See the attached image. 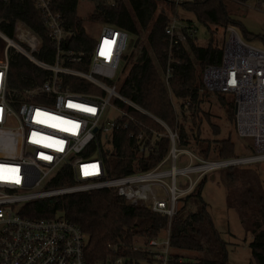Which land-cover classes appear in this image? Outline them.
I'll return each mask as SVG.
<instances>
[{
  "label": "built area",
  "instance_id": "obj_1",
  "mask_svg": "<svg viewBox=\"0 0 264 264\" xmlns=\"http://www.w3.org/2000/svg\"><path fill=\"white\" fill-rule=\"evenodd\" d=\"M32 1L51 42V63L37 58L41 40L23 24L14 25L12 36L0 30V264H86L85 236L79 227L60 214L40 219L21 216V208L31 201L108 189L128 204L144 206L170 222L178 199L190 193L206 173L264 160V49L244 41L236 28H226L221 62L202 68L201 86L211 95L233 96L234 130L239 138L250 140V155L205 161L188 149L178 148L176 131L118 93L116 82L123 76L119 68L128 49L126 32L102 25L92 50L85 55L67 47L70 33L62 17L51 11L49 1ZM157 1L180 6L194 0ZM222 1L250 9L264 19V0ZM167 19L166 65L160 73L166 88L172 80L171 66L178 47L197 34L194 24L173 16ZM13 55H20L48 76L34 86L14 88ZM86 61L87 71L74 68ZM111 100L118 107L111 105ZM108 107L117 117L102 121ZM118 131H125L138 142L140 157L153 151L162 138L169 141L168 151L149 170L108 178L99 150L105 138ZM181 155L188 163L176 168ZM63 167L72 184L48 187ZM178 176L186 179L184 187L178 186ZM166 232L165 242L155 238L141 245L155 259H137L135 264L167 263L169 229ZM130 261L119 258L114 264Z\"/></svg>",
  "mask_w": 264,
  "mask_h": 264
},
{
  "label": "trees",
  "instance_id": "obj_2",
  "mask_svg": "<svg viewBox=\"0 0 264 264\" xmlns=\"http://www.w3.org/2000/svg\"><path fill=\"white\" fill-rule=\"evenodd\" d=\"M48 1L51 11L62 17L70 33L67 47L75 51L87 55L93 48L94 37L85 27L87 22L96 23L100 27L110 25L132 36L133 41L128 44L130 51L140 45L143 39L141 51L135 58L132 54L122 57L125 65H130L123 82L117 84L119 93L176 131L181 149L196 147L205 159L211 148L217 160L237 158L230 137L217 139L221 131L215 129L216 125L209 122L203 110L207 95L198 75L199 69L204 66L220 64L226 28L233 26L238 30L240 27L222 0H194L181 6L205 28L209 40L205 46H199L195 36L188 38L184 46L178 47L173 57L172 80L168 88L160 77L166 65L167 39L164 28L168 19L159 6L162 4L172 11V5L157 0H91L92 9L83 19L78 16V0ZM16 23L23 24L39 37L41 49L37 58L51 63V42L42 15L32 0H0V30L12 36ZM217 30H221V35L215 39ZM240 35L244 41L260 43L264 48L262 36L249 34L243 28ZM74 68L87 71V61ZM47 76L48 73L40 71L20 55H13L11 83L14 88L34 86L43 82ZM221 100L218 98V105L225 114V122L233 120L234 126V103ZM140 119L163 131L150 120L144 117ZM202 124L208 129L211 140L215 141L199 137ZM97 138L100 139V135ZM105 140L99 156L108 178L149 170L165 157L169 148L168 139L162 138L153 151L140 157L138 142L129 138L125 131L114 132ZM226 178L231 181L230 185H226V206L236 211L245 232L252 236L248 244L251 259L255 264H264L263 187L257 177L249 176V171L232 170ZM205 182L202 177L190 193L178 199L176 213L170 222L144 206L128 204L114 190L108 189L31 201L23 205L20 214L34 219L54 218L60 214L79 227L85 236L86 264H114L119 258L131 260L126 264H135L137 259L147 260L152 254L147 249H135L134 241L137 238L145 242L157 239L165 229H169L168 247L171 250L166 264H227L226 244L215 230L207 205L201 197ZM71 184L70 174L63 167L48 187ZM179 251L198 252L201 256L192 262L182 258L177 253Z\"/></svg>",
  "mask_w": 264,
  "mask_h": 264
},
{
  "label": "rangeland",
  "instance_id": "obj_3",
  "mask_svg": "<svg viewBox=\"0 0 264 264\" xmlns=\"http://www.w3.org/2000/svg\"><path fill=\"white\" fill-rule=\"evenodd\" d=\"M164 3H168L173 6V10L170 11L166 6H159V9L164 10V13L166 17H176L182 21H187L192 24H194L196 28V39L197 44L199 46H205L209 40V36L206 33L205 28L197 23L196 19L193 17V15L186 10H183L181 6H175L172 3L160 1ZM226 5V9L228 12H230L233 15L234 20L238 22L240 25L239 29L237 30L241 34V28H243L247 33L253 34V35H260L264 38V19L263 17L258 14L257 12H254L252 10L246 11L244 7H238L236 5H233L229 2H224ZM92 9V1L91 0H78V16L80 18H85L89 12ZM85 27L87 31L92 33L93 37H96L100 26L96 25V23L87 22L85 24ZM221 35V30H217L215 33V39L219 38ZM128 44L133 41V37L128 35ZM141 42H143V39L140 40V45H138L136 48H133L131 51L127 49L125 55L129 56L132 54L134 58L140 53L141 51ZM253 44V43H251ZM260 44V43H259ZM253 44L257 46L258 48H263V46L260 44ZM144 45V44H143ZM142 45V46H143ZM1 42H0V49H1ZM264 49V48H263ZM131 60L130 62H132ZM130 63L125 65V62L122 61L120 64L119 71L123 72V76H120V80L116 82V89L124 80V77L129 69ZM202 69H199L198 75L200 74L201 77ZM118 91V90H117ZM119 93V91H118ZM207 97L203 104V110L207 113V118L209 122L216 125L215 129H220V134L218 135L217 139H222L226 137H230L231 141L234 143V154L235 157L241 158L249 156V148H250V140L249 139H242L239 138L234 130L233 126V120L230 121V123L225 122V114L221 110L220 106L218 105L219 101L218 98H221L222 100H225L226 103H233V96L230 94H224L217 96L211 95L207 92H205ZM124 97V96H123ZM220 100V99H219ZM221 100V101H222ZM111 105L118 107L114 100H111ZM117 117V113L113 110V108L108 107L107 110L102 115V121H108L113 120ZM188 129V128H187ZM186 129V130H187ZM201 134L200 138L203 140H211V137L208 133V129L206 128L205 124H202L201 126ZM188 132V131H187ZM194 135L196 134L195 131L193 132ZM190 134V133H188ZM215 141V140H211ZM213 147V143L211 144ZM178 148H180L178 146ZM181 149V148H180ZM190 151L194 152L195 154H198L202 159L205 161H215L217 158L214 156V152L209 150V156L207 159L203 158V155L200 153L199 150H197L196 147H192ZM188 163L185 156L181 155L177 159L175 163L176 168H181L185 166ZM166 168H168L166 166ZM249 171V176L251 178L257 177L258 181L263 187L264 190V160L254 162V163H248V164H242L239 166L233 167V169L223 167L220 169L212 170L208 173H206L203 178H205V184L202 187L201 190V197L203 202L207 205V211L211 216L213 225L215 230L220 235V238L224 241L226 244V251H227V264H255L253 260L251 259L250 250L248 248V244L251 242V234L246 233L242 223L238 220V215L236 211L232 209H228L226 206V185H230L231 181L226 178V175L230 171ZM177 183L179 187H184L186 184V179L183 177L178 176L177 177ZM235 185H238L235 182ZM178 206V204H177ZM168 229L163 230L160 235L157 238L158 242H165L167 239V231ZM145 244L144 239H136L134 241V247H140L141 250L145 249V247L141 246ZM169 254L171 253V250H169ZM182 258L188 261L194 262L197 260L201 254L198 252H190V251H179L177 252ZM155 259V256L149 255L147 257V260L152 261Z\"/></svg>",
  "mask_w": 264,
  "mask_h": 264
},
{
  "label": "crops",
  "instance_id": "obj_4",
  "mask_svg": "<svg viewBox=\"0 0 264 264\" xmlns=\"http://www.w3.org/2000/svg\"><path fill=\"white\" fill-rule=\"evenodd\" d=\"M239 220V219H238ZM251 236V235H250ZM251 240H252V236H251Z\"/></svg>",
  "mask_w": 264,
  "mask_h": 264
}]
</instances>
